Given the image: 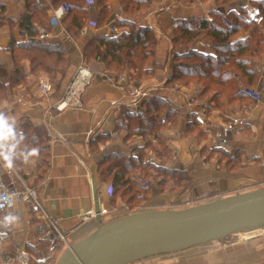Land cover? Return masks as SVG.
I'll return each mask as SVG.
<instances>
[{
  "label": "crops",
  "instance_id": "0c3cea01",
  "mask_svg": "<svg viewBox=\"0 0 264 264\" xmlns=\"http://www.w3.org/2000/svg\"><path fill=\"white\" fill-rule=\"evenodd\" d=\"M0 1L3 5L0 6V114L5 115L12 130L6 138L9 157L25 182L35 188L38 200L68 244L88 235L101 224L130 214L124 204L114 201L108 193L109 183L101 172L103 160L137 156L136 149H143L148 140H152L155 147L160 145L150 133H129L131 114L139 116L130 108L134 86L149 90V96H165L178 110L177 122L160 130L167 138L172 157L161 161L151 149H147L146 159L183 170L191 184L180 192H163L153 185L142 210L183 209L264 187V56L257 64L254 86L261 93V99L251 103L246 112L234 110L226 97L222 100V107L216 106L212 95L203 97L201 86L196 83L187 85L178 81L174 86L167 84L171 66L165 62L175 28L190 16L210 18L209 12L216 6L212 1L204 3L200 0L187 5L180 0H154L143 13L132 18L124 11L120 0H107V13L112 16L109 22L101 19V8L93 3L86 6L88 11L83 27L72 35L67 29L70 23L68 11L60 10L62 2L39 0L52 25L50 31H46L49 34L47 43L61 47L59 50H64L67 62L57 58L55 51L21 47L34 38L18 24L25 12V1ZM245 9L250 20L260 21L262 15L258 8L248 2ZM58 10L59 16L56 14ZM91 21H97L99 27L91 25ZM129 22L152 27L159 40L156 60L163 68L144 81L133 80L131 68L117 73L103 65L91 67L84 58L85 46L95 36L102 32L118 35L128 31ZM247 34L241 30L235 38H244ZM35 38L42 39L39 34ZM195 47L214 53L210 42L204 38L196 40ZM81 64L89 66L94 73L83 93L82 106L63 111L55 109L53 105ZM234 74L240 77L236 70ZM41 81L51 82L54 90L42 93ZM236 115L246 116L247 125L240 134L232 135L228 146L215 145L212 140L215 128ZM193 120L198 121V130L188 133L186 126ZM26 121L43 127L48 137L49 168L40 180L34 171L38 150L32 152L15 141V134L22 130ZM217 147L231 153L242 152L245 167L239 171H228L218 156H207L202 150ZM8 167L0 158V173L11 190H18L19 180L8 173ZM93 179L97 184V201L93 197ZM34 208V202L29 198L14 210L15 223L8 231L0 252V264L23 250L34 259L35 250L44 240L41 236L43 220L53 229L49 219L36 208L34 215ZM35 216L43 220L38 223ZM127 264H264V227Z\"/></svg>",
  "mask_w": 264,
  "mask_h": 264
},
{
  "label": "trees",
  "instance_id": "16d2710c",
  "mask_svg": "<svg viewBox=\"0 0 264 264\" xmlns=\"http://www.w3.org/2000/svg\"><path fill=\"white\" fill-rule=\"evenodd\" d=\"M24 1L25 12L18 24L34 38L20 46L45 52L55 51L57 58L67 62L64 50H59L61 47L47 43L48 39L35 38L39 34L40 27L50 31L52 26L42 4L39 0ZM120 1L124 11L130 17L136 18L149 8L154 0ZM180 1L192 5L200 0ZM55 2L56 4L62 2L67 7L70 20L67 29L72 35H76L85 23L88 0H55ZM216 2L218 4L209 12L210 18L190 16L175 28L165 62L170 63L171 66V75L167 84L174 86L178 81L187 85L196 83L201 86L203 97L212 95L216 100V106L222 107V100L226 97L234 110L246 112L249 105L256 100L247 90L254 89L257 64L264 56V0H215ZM248 2L259 9L262 15L259 22L248 19V12L245 9ZM94 3L101 8V19L109 22L112 16L107 13V0H95ZM95 24L99 27L97 21ZM115 24L118 25V22ZM128 26L130 27L128 31L118 35L102 32L95 36L85 46L84 58L91 67L103 65L117 73L131 68L134 71L131 76L135 81L150 79L157 70L163 68V65L156 60L159 40L152 27L148 25L137 26L134 22H129ZM241 30L247 31V36L235 38ZM199 38L210 42L214 53L196 49L195 42ZM61 67L64 68L65 65ZM234 70L240 77L234 74ZM9 84L11 85L7 82V85ZM144 105L143 115L131 114L128 124L129 133H150L158 139L160 145L155 147L152 140H148L143 149H136L137 156L115 160L105 158L101 166L105 181L113 187L110 195L113 196L114 201L119 200L124 204L129 209L127 212L131 209H139V203L142 202L144 205L148 201L153 185H157L163 192H180L191 185L188 174L183 170L165 166L162 162L155 164L146 159L147 149H151L161 161L166 157H172L167 138L160 133V130L177 122L178 110L160 94L149 96L144 100ZM197 123V120H193L186 126V131L188 133L197 131ZM22 126V130H18L15 134V141L29 150L34 148L45 153L44 171L38 174L40 180L49 168L48 137L41 126H34L29 121L24 122ZM43 136L47 140L44 147L40 144ZM202 150L207 156H218L224 162V169L228 171H239L245 167L242 161L243 153L240 151L231 153L222 147ZM35 212L34 208V215ZM34 219L40 222L36 216ZM42 231L44 234L47 232L45 226H42ZM50 240L51 236L47 238L45 236L42 243L46 245L47 250ZM55 241L60 243L57 235ZM53 259L47 260L49 264L55 263V260L52 262ZM35 262L42 264V256L37 257Z\"/></svg>",
  "mask_w": 264,
  "mask_h": 264
},
{
  "label": "water",
  "instance_id": "95a60500",
  "mask_svg": "<svg viewBox=\"0 0 264 264\" xmlns=\"http://www.w3.org/2000/svg\"><path fill=\"white\" fill-rule=\"evenodd\" d=\"M94 200L97 184L92 180ZM264 227V187L183 209L139 210L70 243L54 264H127Z\"/></svg>",
  "mask_w": 264,
  "mask_h": 264
},
{
  "label": "built area",
  "instance_id": "2783aa9c",
  "mask_svg": "<svg viewBox=\"0 0 264 264\" xmlns=\"http://www.w3.org/2000/svg\"><path fill=\"white\" fill-rule=\"evenodd\" d=\"M95 0H88V5H91ZM61 11L66 12L67 7L61 6ZM91 25L96 26L95 21L90 22ZM114 31V28L111 27ZM49 34L43 28L39 29V37L46 39ZM93 71L85 64L78 66L73 78L66 85L62 96L53 105L55 109L63 111L67 108L81 107L83 104L82 96L86 88L91 83L93 78ZM40 91L42 93H50L54 90V86L49 81L40 82ZM248 93L253 96L256 100L261 99V93L255 89H248ZM149 90L134 86L130 97L132 101L130 108L136 114H144L143 101L149 97ZM247 125V117L244 115L232 116L227 122L218 125L213 133L212 140L215 145L226 147L228 146L230 139L233 134H240L243 128ZM8 140L0 139V158L8 164V173L13 174L19 180L20 189L11 190L2 174L0 173V252L5 244V240L8 231L14 226V210L27 199H31L34 202L35 208L40 211L41 215L46 219H49L51 226L56 231L59 239L65 244L69 245L65 236L58 229L56 223L48 216L40 201L38 200L35 192V188L28 185L25 180L20 176L17 169L12 164L9 151L7 149ZM7 155L8 160L5 159ZM112 185L108 186V193L112 194ZM33 256L26 251H18L15 256L10 260H4V264H30Z\"/></svg>",
  "mask_w": 264,
  "mask_h": 264
},
{
  "label": "rangeland",
  "instance_id": "374dc122",
  "mask_svg": "<svg viewBox=\"0 0 264 264\" xmlns=\"http://www.w3.org/2000/svg\"><path fill=\"white\" fill-rule=\"evenodd\" d=\"M203 1H204V3H207V2L212 1L214 3L213 5H215V4L217 5L218 4V2L215 3V0H203ZM183 84H185V83H183ZM46 143H47V140L43 136L40 144H41V146L44 147V146H46ZM43 157H45L44 151L43 152L38 151V159H37V162L38 163H37V167L34 170L37 174H40L41 172L44 171L43 170L44 169V167H43ZM146 203L144 205H146ZM203 203H205V202H203ZM142 205H143L142 202L139 203L140 208L139 209L138 208L131 209L129 211V213H133V212H136V211L145 209V208H143L144 205L143 206ZM40 220H43V219L40 218ZM43 222H44V225H42V226H45V229H47V232L45 234L42 232L41 236H42L43 239L45 238V236H46V238L48 236H51V240L48 243L49 248L47 250L46 245L44 246V244H39L38 249L34 252V259H32V261L30 262V264H38L37 262H35V260L39 256H42V259H43V263L42 264H49V262L47 261L49 258H54L52 260V262H54V260L56 262V260L59 258V256L61 255V253L63 252V250H64V248L66 246L61 240H60V243H58V242L55 241V236L57 235L56 231L54 229H50L49 226L45 223L44 220H43Z\"/></svg>",
  "mask_w": 264,
  "mask_h": 264
},
{
  "label": "clouds",
  "instance_id": "9594fccd",
  "mask_svg": "<svg viewBox=\"0 0 264 264\" xmlns=\"http://www.w3.org/2000/svg\"><path fill=\"white\" fill-rule=\"evenodd\" d=\"M57 16L60 15V10L57 11ZM11 127L10 125L8 124V120L7 118L5 117V115L3 114H0V139H6L7 136L11 133ZM36 149H32V152H35ZM5 159L8 160V157L7 155H5ZM9 161V160H8ZM10 163V161H9Z\"/></svg>",
  "mask_w": 264,
  "mask_h": 264
}]
</instances>
